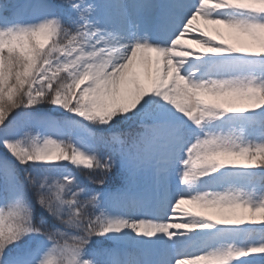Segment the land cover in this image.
<instances>
[{
    "label": "snow or ice",
    "instance_id": "1",
    "mask_svg": "<svg viewBox=\"0 0 264 264\" xmlns=\"http://www.w3.org/2000/svg\"><path fill=\"white\" fill-rule=\"evenodd\" d=\"M0 264H264V0H0Z\"/></svg>",
    "mask_w": 264,
    "mask_h": 264
},
{
    "label": "trees",
    "instance_id": "2",
    "mask_svg": "<svg viewBox=\"0 0 264 264\" xmlns=\"http://www.w3.org/2000/svg\"><path fill=\"white\" fill-rule=\"evenodd\" d=\"M49 106H45V108H48ZM77 175H80L82 179L87 180V177L83 173H77Z\"/></svg>",
    "mask_w": 264,
    "mask_h": 264
},
{
    "label": "bare ground",
    "instance_id": "3",
    "mask_svg": "<svg viewBox=\"0 0 264 264\" xmlns=\"http://www.w3.org/2000/svg\"><path fill=\"white\" fill-rule=\"evenodd\" d=\"M225 32H227V30H224ZM190 207V206H189Z\"/></svg>",
    "mask_w": 264,
    "mask_h": 264
}]
</instances>
